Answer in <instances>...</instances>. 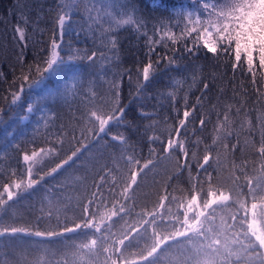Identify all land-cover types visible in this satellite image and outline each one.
Wrapping results in <instances>:
<instances>
[{"label": "trees", "instance_id": "obj_1", "mask_svg": "<svg viewBox=\"0 0 264 264\" xmlns=\"http://www.w3.org/2000/svg\"><path fill=\"white\" fill-rule=\"evenodd\" d=\"M14 2L0 0V13ZM56 3L71 25L54 36L51 24H41L47 31L35 37L41 41L37 47L55 38L66 52L69 46L80 56L95 51L97 66L108 71L89 76V62L79 59L53 75L47 87L77 71L85 91L91 86L110 98L114 74L133 68L134 76L135 69L142 71L161 56L163 67L176 49L178 57L183 55L177 60L182 71L161 77L150 93L164 95L135 100L137 106L147 105L149 118L134 134L117 135L124 129L114 121L112 139L98 142L91 132L89 138L82 135V128L91 125L80 119L86 110L81 92L53 103L52 112L44 107L43 87L17 83L41 110L25 121L21 110L13 109L4 115L7 131L0 127V264H264V0ZM32 6L44 7V20L55 15L51 0ZM0 19L5 20L0 23V68L6 77L0 78V107H5L15 90L9 85L21 69L6 26L15 18ZM112 33L120 38L116 53L109 50ZM149 41L155 54L146 57ZM186 49L200 54L184 55ZM33 60L30 47L26 63ZM115 78L125 80L127 102L134 90L127 87V77ZM170 95L187 96L189 108L198 97L204 99L187 123L178 124L172 109L183 110L184 100L170 102ZM108 123L104 117L100 130ZM149 124L154 127L146 130ZM32 137L38 138L35 144L24 143ZM58 140L65 141V151L57 158L23 161L25 148L31 155ZM68 140L86 149L52 175L71 155Z\"/></svg>", "mask_w": 264, "mask_h": 264}, {"label": "snow or ice", "instance_id": "obj_2", "mask_svg": "<svg viewBox=\"0 0 264 264\" xmlns=\"http://www.w3.org/2000/svg\"><path fill=\"white\" fill-rule=\"evenodd\" d=\"M40 2L41 0H31V2H29V0H15L11 7H9L4 13H0V16H12L15 18V23L7 21L6 26L11 27L10 36L13 44V51L15 53V63L16 65H19L21 69L20 75H14L13 81L9 85L10 88H15V90L8 93L6 106L0 107V127H4L5 131H7V127L9 125L8 122L4 120V115L13 109H20L22 113L20 119L25 121L30 118L32 113L41 110L39 101H36L32 97L28 96L23 90V87H16L18 82L23 85V82L27 81L28 85L31 87H43L46 92L44 107L48 108V110L52 112H54L53 103L59 101L62 97L66 102V97L69 92L73 94L81 92L86 98L84 101L86 104V110L81 113L80 119H86L91 125V129L88 127L82 128L81 131L84 138H89L87 134L91 132V136L95 137L93 142H98L102 137L112 139L109 131L113 128V122L115 121L121 128L124 129L123 132H118L117 135L123 136L127 139L125 133L134 134L141 127L139 122L149 118L148 113L146 112L147 105L141 103L137 106L135 100L140 99L141 97H143L144 100H155L157 96L164 95L163 92H157L151 95L150 93H152L154 85L161 82V77L171 72L182 71V68L177 60L179 59L182 61L183 55L178 57V50H172L173 55L168 59V62L164 64L163 67H161V64L164 61V57L161 56L157 60H149V62L142 67V71L139 68L135 69L134 76L131 75L133 68H125L122 73L114 74L113 80L110 82V86L108 88V92L111 94L110 98L103 96L98 89H94L91 86L88 91H85L84 84L77 80V77L80 75L77 71H73L70 76L67 73H64L62 81L55 87L49 88L47 87V84L51 83V77L53 75L59 76L64 66L67 65L71 68L74 65L73 61H77L79 59H86L89 62L85 65L86 68L90 69L88 72L89 76L98 77L101 71L107 74L108 69H100L97 66V61L95 59L97 57V52L92 51L90 55L85 52L82 56H80L71 51L70 46L66 52L63 44L58 43L55 38H50V42L45 48H38L37 46L41 43V41L35 37L37 35L43 36L47 31L46 28L40 27L41 24H51L54 36L59 33L61 29L66 31L71 25V20L66 19V13L61 14V5L56 3V0H51L54 8L50 9V11L55 12V15L50 16L48 20L42 19V14L45 11L44 7L40 6L37 9L32 6L33 4ZM43 2H47V0H43ZM153 2L155 3L156 0H153ZM158 2L160 6H163L167 4L169 0H158ZM140 19L141 21L143 20L142 17ZM0 23H5V20L0 19ZM146 25V21L139 23L140 28H144ZM156 28L157 25L154 24L152 29L156 30ZM159 28L161 30L165 28L162 20L159 22ZM111 35L113 38L109 41V43L112 47L109 50L116 53L118 51V46L120 45V38L118 34L112 33ZM153 43V41L147 42V51L144 53L146 57H151L155 54ZM30 47L33 49L34 60L31 63H26ZM42 53H46V55H42ZM199 54V51L193 53L191 49H186L184 53V55L193 56H199ZM136 63L139 64L140 61H136ZM190 67H192V72L195 74L196 68L194 66ZM25 68L27 69V72L24 71ZM116 76L127 77V87L134 90L128 92L129 98L127 102H125V99L122 97V92L125 89V80L120 79L117 81L115 78ZM0 78L6 80L2 68H0ZM193 79H195V75H193ZM70 81H77L76 85L73 86ZM89 84L91 85V81H89ZM210 84L211 81L204 83L203 92H207L209 90ZM49 97L52 98L51 102L48 100ZM167 99L170 102L175 101L176 104L179 103L180 99L184 100L183 110H181L180 107H173L172 111L178 117L176 123L185 124L187 123L188 118L194 115L196 109L202 106L204 98L203 95L198 97L196 104L192 105L191 108H189V100L187 96L176 98L174 95H170ZM152 107H155V105H152ZM104 117L109 118V123L103 130H100L101 120ZM53 118H55V114ZM153 127V124H149L145 126V129L148 130ZM98 130L99 135L97 136L96 132ZM11 135L14 139L15 133H12ZM37 139V137H32L31 140L25 141L24 143L35 144ZM39 140L41 142H46L44 137H40ZM76 142L79 144V139H77ZM64 143L65 141L62 140L53 141L51 148H41L39 152L32 150L31 155L27 154L28 149L25 148L23 161L31 164L35 163L37 158L47 156L57 158L65 151ZM67 143L69 144L68 151L71 152V155L68 156L64 162L51 173L52 175H55L64 167L73 164L75 160L79 158L82 150L86 149L84 145L74 147L71 144V140H68ZM73 148L75 151H73Z\"/></svg>", "mask_w": 264, "mask_h": 264}]
</instances>
